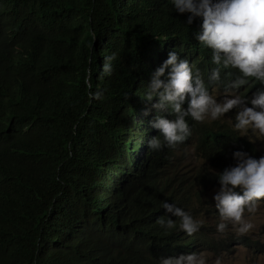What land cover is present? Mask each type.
Returning a JSON list of instances; mask_svg holds the SVG:
<instances>
[{
    "label": "trees",
    "instance_id": "1",
    "mask_svg": "<svg viewBox=\"0 0 264 264\" xmlns=\"http://www.w3.org/2000/svg\"><path fill=\"white\" fill-rule=\"evenodd\" d=\"M188 15L173 0H0V264H160L201 245L222 247L213 226L180 231L162 202L196 216L202 187L219 185L235 151L251 153L247 138L227 122L189 117L191 135L174 148L144 154L134 141L142 138L136 111L146 109L138 66L153 60L158 68L174 50L209 93L239 75L212 62L195 38L202 18L188 25ZM113 54V71L104 74ZM257 89L251 79L240 94ZM161 217L177 228L166 231Z\"/></svg>",
    "mask_w": 264,
    "mask_h": 264
},
{
    "label": "clouds",
    "instance_id": "2",
    "mask_svg": "<svg viewBox=\"0 0 264 264\" xmlns=\"http://www.w3.org/2000/svg\"><path fill=\"white\" fill-rule=\"evenodd\" d=\"M173 6L181 14L189 13L188 25L194 19L202 18L201 30L195 38L212 50L211 60L215 65L236 69L239 75L225 86L214 85L209 93L199 70L194 73L189 61L181 58L176 51H170L158 68L151 60L152 66L147 70L152 68L153 72L144 74L137 69L141 79L145 76L149 80L148 76H152L143 96L146 109L141 113L136 111L135 119L139 121L140 116L145 119L143 113L155 110L150 117H146L148 122L142 120L146 130L140 136L149 134L147 138L141 142L135 137L134 141L142 143L141 152L144 151V154L148 147L152 150H161L164 146L174 148L191 135L189 117L196 122L206 119L215 121L235 109L234 129L247 138L251 153L235 151L236 165L217 174L219 185L202 187L204 198L202 203L197 204L200 210L196 216L168 201L162 202V208L179 218V230L188 236L201 231L203 226H213L216 228L213 232L215 238L225 239L223 245L228 244L227 236L232 237L236 233L233 239L238 238V243L250 248L247 242L252 240L246 243L243 240L248 239L245 235L253 230L254 224L245 218V213H256L259 205L264 203V153L253 136L247 135L251 130L256 138L264 137V0H173ZM114 59V54L105 58L104 74L112 73L111 61ZM140 78L138 80L141 81ZM211 79H220L219 68L213 69ZM251 79L260 82L262 89H257L249 98L241 95L240 89ZM217 92L220 96L224 94L222 99L217 100ZM92 95L100 99L103 93L98 90ZM156 110L158 113L168 111L175 115V119L155 115ZM158 130L163 142L155 136ZM198 159H204L197 155L196 163L202 165ZM133 173L128 171L129 176L133 177ZM210 189L212 194L208 201L207 192ZM212 219L215 221L212 222ZM157 223L166 231L177 228L171 218L161 217ZM229 225L233 226L235 233L226 232ZM207 249L213 251L214 246L201 245L200 251ZM200 251L162 258L160 264H206L203 255L198 254ZM216 264H221L219 257Z\"/></svg>",
    "mask_w": 264,
    "mask_h": 264
},
{
    "label": "rangeland",
    "instance_id": "3",
    "mask_svg": "<svg viewBox=\"0 0 264 264\" xmlns=\"http://www.w3.org/2000/svg\"><path fill=\"white\" fill-rule=\"evenodd\" d=\"M141 66H139L140 68ZM141 70L144 69L146 71L148 68L144 66V68H140ZM139 69V70H140ZM152 76V75H151ZM151 76H148L149 80L144 76L145 82L141 84L139 92V95L145 94L146 88L148 86V83L151 79ZM140 78V77H139ZM141 79V78H140ZM140 81V80H139ZM224 95V94H223ZM223 95L220 96V92H217V100L222 99ZM142 97V96H141ZM155 110V109H153ZM153 110H148L145 113H143V116L145 119H143L141 116L139 118V130L136 132L139 136L141 135L142 132L146 130V128H143V123L144 121L148 118L147 116H151L150 114L152 113ZM215 121H220V122H230V125L234 127L235 124V117H230L229 115L227 116L226 114L219 119ZM148 122V121H147ZM207 122L209 124H212V121L207 119ZM149 128V127H148ZM149 134H144L142 135L141 142L143 138H147ZM248 136H253L254 142L258 145V147L262 150L264 153V137L256 138L255 135L251 132V130L247 134ZM144 136V137H143ZM256 138V139H255ZM187 149L188 154L190 157H193L195 155V145L193 143H189ZM199 163H203L204 161L202 159H198ZM198 166H200L198 164ZM120 185V184H119ZM119 189H122V186H119ZM194 190H198V187H195ZM212 194V190H208L207 196H208V201L210 200V196ZM245 218L248 220H251V222L254 224L253 230L248 234L245 235L248 239L254 241L256 244H260L259 246L262 247L261 250L257 251L255 249L248 248L246 244H240L238 243V238H235L228 241L227 245H223L220 247L218 250L214 248V250H204L200 251L198 254H202L203 257L205 258L206 264H216V259L219 257L221 260V264H264V203H261L258 207V210L254 214H249L245 213ZM215 219H212V222H214ZM226 232H232L235 233V230L232 225H229L227 228ZM236 234V233H235Z\"/></svg>",
    "mask_w": 264,
    "mask_h": 264
},
{
    "label": "bare ground",
    "instance_id": "4",
    "mask_svg": "<svg viewBox=\"0 0 264 264\" xmlns=\"http://www.w3.org/2000/svg\"><path fill=\"white\" fill-rule=\"evenodd\" d=\"M138 67H139V66H138ZM141 67H142V66H141ZM141 67H140V68H141ZM140 68H138V70H139ZM142 68H144V67H142ZM140 70H141V69H140ZM143 70H144V69H143ZM144 108H145V107H144ZM144 108H143V109H144ZM232 114H233V113H232ZM233 117H235V116H233ZM229 124H230V122H229ZM132 126H133V125H132ZM118 181H119V180H118ZM119 184H121V183H119ZM118 186H120V185H118Z\"/></svg>",
    "mask_w": 264,
    "mask_h": 264
}]
</instances>
